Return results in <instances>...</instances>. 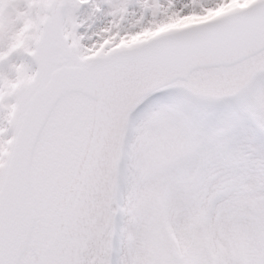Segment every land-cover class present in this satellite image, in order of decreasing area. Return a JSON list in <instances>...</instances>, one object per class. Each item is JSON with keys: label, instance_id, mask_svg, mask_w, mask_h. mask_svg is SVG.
I'll return each mask as SVG.
<instances>
[{"label": "snow or ice", "instance_id": "snow-or-ice-1", "mask_svg": "<svg viewBox=\"0 0 264 264\" xmlns=\"http://www.w3.org/2000/svg\"><path fill=\"white\" fill-rule=\"evenodd\" d=\"M0 264H264V0H0Z\"/></svg>", "mask_w": 264, "mask_h": 264}]
</instances>
